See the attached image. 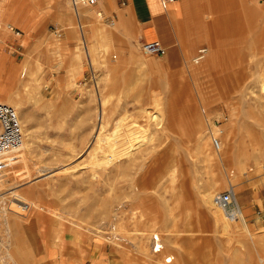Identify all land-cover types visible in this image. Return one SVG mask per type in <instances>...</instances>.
<instances>
[{
  "label": "rangeland",
  "instance_id": "374dc122",
  "mask_svg": "<svg viewBox=\"0 0 264 264\" xmlns=\"http://www.w3.org/2000/svg\"><path fill=\"white\" fill-rule=\"evenodd\" d=\"M223 1L188 0L193 22L176 20L191 39L208 13H228L235 30L214 33V67L205 39L143 52L127 13L88 6L79 25L69 0H0V21L20 31L0 30V98L25 140L1 159L0 264H87L105 250L126 264H264V7ZM215 126H229L231 160L216 154ZM230 186L245 229L220 211L224 228L207 202Z\"/></svg>",
  "mask_w": 264,
  "mask_h": 264
},
{
  "label": "crops",
  "instance_id": "0c3cea01",
  "mask_svg": "<svg viewBox=\"0 0 264 264\" xmlns=\"http://www.w3.org/2000/svg\"><path fill=\"white\" fill-rule=\"evenodd\" d=\"M187 1L188 0H175L166 9L161 6L160 0H122V3L125 4V8L119 6V0H99L93 7L100 8L101 11L111 10L117 17H123V14L127 13L137 26L136 29L139 36L148 41L158 40L162 45L168 48V51L176 50V45L182 46L183 49L186 50L187 46L192 44V42L205 39L209 47L213 49L214 55H211L209 60L211 61V66L214 65L215 67L219 62L220 53L218 52V44L214 40V33H219L223 36L231 30H235V26L234 28L232 27L233 20L231 21V17H229L227 12L217 13L215 15L212 12L208 13V26L205 31L201 32L198 29V32L196 31L197 33L195 32L194 34L193 32L195 29L191 28L194 36L189 39L186 34H183L182 28H180L176 22L180 12H182L183 16H186L188 26L193 22L189 8L185 7V2ZM260 1L261 5L264 7V0ZM222 2L224 1L222 0ZM77 9L73 10L77 11ZM92 17L93 15L90 16V19ZM215 61L216 63H214ZM193 121H196L197 125H200L199 119ZM94 247L96 246L94 245ZM46 248V256L48 258H54L55 254H57L55 246L50 244V246ZM100 252L101 253L98 255H95L98 252L95 254L91 252V257L87 264H126L120 256L113 254L111 251L105 250L104 252ZM67 264L69 263L67 262Z\"/></svg>",
  "mask_w": 264,
  "mask_h": 264
},
{
  "label": "built area",
  "instance_id": "2783aa9c",
  "mask_svg": "<svg viewBox=\"0 0 264 264\" xmlns=\"http://www.w3.org/2000/svg\"><path fill=\"white\" fill-rule=\"evenodd\" d=\"M175 0H160L161 6L166 9ZM98 0H69L72 9L78 5L92 6L97 4ZM4 29L14 35H20L18 28L10 23H2L0 21V30ZM54 33L58 34L59 29L54 28ZM140 49L148 54L164 56L167 52V47L162 45L158 40H144L140 43ZM205 47H200L196 55L193 57L194 63H199L204 57ZM218 136L212 133L211 141L213 144H218ZM22 141V128L17 114V111L11 105L0 101V170L2 169L1 159L4 154L16 149ZM213 203L221 208L230 219H236L241 214V208L238 204L237 197L232 186L226 190L216 192L213 195ZM154 250L160 248L157 236H153Z\"/></svg>",
  "mask_w": 264,
  "mask_h": 264
},
{
  "label": "bare ground",
  "instance_id": "6f19581e",
  "mask_svg": "<svg viewBox=\"0 0 264 264\" xmlns=\"http://www.w3.org/2000/svg\"><path fill=\"white\" fill-rule=\"evenodd\" d=\"M32 3H33V5L34 6H37V5H39V3L40 2H42L43 0H30ZM96 5V4H95ZM95 5H92V6H89V7H93V6H95ZM79 6V7H78ZM77 7H78V9H77V7L75 8V10L77 9V11H74L75 12V15H76V18H77V21H78V23H79V25H81V23H82V20L81 19H90V17H89V14H90V11H94V10H85V12L84 11H80V9L81 8H83V10L85 9V5H78ZM88 7V6H87ZM82 10V9H81ZM8 11V13L10 12V11H12V9H8L7 10ZM95 13V12H94ZM0 16H2V12H0ZM82 17V18H81ZM96 17H98V18H100L101 19V17H102V14L101 13H97L96 12ZM1 31H6V30H4V29H1ZM0 31V32H1ZM4 36H2L1 37V39H2V42H3V40H4V38H3ZM26 64H27V59H25L24 61H23V63H22V67H21V72L22 73H25V70H26ZM0 101H3V102H5V103H7V104H10V105H12V106H14L13 104H12V102L9 100V98L7 99V98H4V99H1L0 98ZM18 117H20V116H18ZM105 121V116H104V112L102 113L101 112V114H100V123H101V126H102V123ZM231 122V121H230ZM229 126H227L225 129H221V128H218V127H216L215 126V128L214 129H210V131H209V134H210V138L212 137V133H214V132H216V134H217V138H218V144L216 145V144H213L212 143V145H213V147L215 148V151H216V154H217V156H218V158L223 162V161H226V160H231L232 159V156H233V150H232V141H233V137H232V135H231V131L229 130V128H228ZM100 129V128H99ZM218 132V133H217ZM24 135H23V129H22V141H21V143L18 145V147L16 148V149H14V150H12V151H10V152H8V153H6V154H4L3 155V157H7V156H9V155H16V154H18V153H20L21 151H23L24 149H25V143H24ZM102 141V138H101V136L100 135H97V138H96V141H95V146H96V148L98 147V145H99V143ZM234 185V184H233ZM209 195V194H208ZM13 197H14V200H13V203H18L19 201H22L23 199L21 198V196H19V195H17V194H15V193H13ZM213 197L212 196H208V199H207V202H208V204H210L211 206H213L214 208H216V209H218V211H219V213L218 214H216V215H218V217L220 218V220L221 221H223V223H224V228L226 227H229V223L230 222H228L227 221V219L221 214V212L220 211H222V213H224V211L221 209V208H219V207H217V206H215L214 205V203H213ZM25 205V204H24ZM241 207V206H240ZM28 207H26V209H27ZM22 210H23V208H22ZM25 210V209H24ZM225 214V213H224ZM226 215V214H225ZM227 217V216H226ZM229 218V217H228ZM229 220V219H228ZM234 223L236 224L237 222L236 221H239L241 224H242V226H243V228L245 229L246 228V223H245V220H244V215H243V212L241 211V214L236 218V219H234ZM240 224V225H241ZM230 228V227H229ZM112 231V233L109 235V236H105V237H107V239L109 240V241H111V242H115L117 239H119V237H117V233L116 232H114V230L112 229L111 230ZM109 234V233H108ZM154 236H157V235H154ZM157 238H158V241L157 242H155V243H159L160 244V239H159V237L157 236ZM163 248V245L162 244H160V248L159 249H157V250H154V242L152 241V250H153V252L154 253H160L161 252V249ZM171 259H172V257H167V258H165V263H168V262H171Z\"/></svg>",
  "mask_w": 264,
  "mask_h": 264
}]
</instances>
